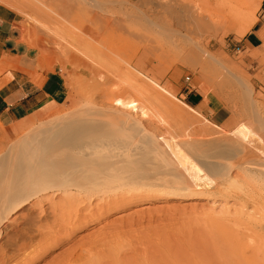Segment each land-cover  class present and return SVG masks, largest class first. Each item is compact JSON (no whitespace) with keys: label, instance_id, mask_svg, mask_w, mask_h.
<instances>
[{"label":"rangeland","instance_id":"rangeland-1","mask_svg":"<svg viewBox=\"0 0 264 264\" xmlns=\"http://www.w3.org/2000/svg\"><path fill=\"white\" fill-rule=\"evenodd\" d=\"M256 1L140 0L126 3L123 0H14L15 5L12 6L2 1L0 5L16 15L25 42L41 53L64 59L76 56L84 62L86 72L91 73L63 69L67 95L58 108L14 138L0 136V183H5L2 197L12 199L15 181L49 166L44 154L57 149L56 160H50L51 164L58 162L59 156H66L70 149H64L68 146L65 144L67 140L79 137L77 130L71 132L72 127L77 128L81 123L84 126L86 123L96 124L98 114L104 112L110 103H117L112 104L115 109L121 107L120 104L126 108L136 106L134 97L137 93L145 98L147 104L144 106L143 102L140 108L136 106L138 110L144 109L142 114L136 109L131 113L135 112L140 118L144 116L141 119L145 125L152 124V135L163 139L168 134L173 139L174 143L167 144L164 150L171 151L173 148V152L185 156L205 154L212 161L228 163L233 159L230 157L236 153V148L251 142L254 143L251 150L255 151V155L248 161L262 160L264 53L250 49L240 51L231 42H236L249 29L250 26H247L253 13L256 17L259 8L254 12ZM33 12H37L36 16ZM186 76L190 79L186 80ZM145 82L154 83L152 85L164 94L167 92L169 97L166 96L172 102L158 103H163L168 109L153 99L154 96L145 89ZM183 90L200 94L203 99L201 104L187 102L181 93ZM154 100L158 106H155ZM211 102L217 107L227 108L229 117L222 124L211 122V111L208 109ZM179 108L186 113H178ZM207 109L208 113L204 111ZM154 110L156 116L152 115ZM149 111L152 112L150 116ZM57 115L59 119L60 115H64L82 120L72 123L73 126L69 123L68 133L58 127L48 134L45 131L52 122H57ZM34 129H42L36 139L44 136L38 143L40 146L33 145L29 154L32 150L37 153L42 150V156L30 155V159L27 158L29 143L19 152L18 149L15 153L11 151L19 136ZM118 132L110 130L108 134ZM57 140L62 143L58 145ZM89 140L85 138L81 146L78 140L75 141L70 151H78L79 147L88 149L94 139L91 143ZM176 144L179 148L175 147ZM21 157L24 159L21 160ZM20 160L25 163L18 162ZM14 163H21V170L13 171ZM26 163H30L31 167ZM249 166L247 169L252 167L250 170H238L241 174L237 176V184L242 186L238 202H246L245 205L250 207L258 205L255 211L252 210L256 214L251 219L230 209L233 204L231 198L167 199L160 194L137 191L122 199L120 190H109L102 198L99 195L94 202L86 204L85 210L81 208L78 213L70 211L68 215L65 212L63 218L49 216L37 224L40 226L27 229V215L37 216L40 211L39 207L36 210L30 208L31 201L18 212L22 217L20 221L4 223L7 231L1 233L0 250L4 248L6 255L16 254L14 260L5 264H264V166ZM24 168L30 171L28 175H25ZM74 193L69 194L67 200L60 199L59 195L54 199L71 205V199L77 195ZM112 198L118 201L107 203L106 200ZM94 204L105 212L102 208L91 211L90 207ZM41 205L47 213L52 209L47 201ZM75 215L81 217L75 220ZM22 233L24 237H18ZM10 236L18 237L17 243L25 239L26 248L16 250L12 240L9 241ZM45 241L48 244L43 243ZM42 244L44 246H40ZM66 252L71 256L61 257Z\"/></svg>","mask_w":264,"mask_h":264},{"label":"bare ground","instance_id":"bare-ground-1","mask_svg":"<svg viewBox=\"0 0 264 264\" xmlns=\"http://www.w3.org/2000/svg\"><path fill=\"white\" fill-rule=\"evenodd\" d=\"M2 1L7 3L8 5L11 4V6L15 5V4H13L14 0L13 1L12 0H1L0 3ZM257 1H260V0H257ZM257 3L258 2H256L254 9L256 8ZM32 14L34 16H36L37 12H33ZM232 14H234V13L232 12ZM237 15L238 14L236 13V16ZM242 17L244 18V16H242ZM246 23H247V21H246ZM152 84H154V83L150 84L147 82L144 86H146L145 89L150 92V95L152 94L154 96L153 99L157 100V103H158V101L164 102L167 100L172 102L168 98L169 95L167 94V92H166V94L168 95V97L166 96V94L159 91V89H157V87H155ZM127 93L129 94V92H127ZM145 93H146V91H145ZM134 94H135V92H134ZM135 95H136V97H134V98H135V102L137 104L134 101H133V103H135L136 106H138V108H140V106H143L142 105L143 102H144V106H145V104H147V103H145V98H143V96L141 94L138 95V93H137ZM144 96H145V94H144ZM155 100H154V104L156 106L157 104H156ZM130 101H127V102H129V104H130ZM149 102H150V100H149ZM112 104H117V103L116 102L110 103V106L104 108V112L100 111V114H98V119L95 118L97 120L96 124H92L90 122L91 125L90 124L88 125L85 122L86 126L81 125V124H83V123H81L80 125H77L78 126L77 128L75 127L76 129L72 127L73 130L71 129V132L77 130V133L79 134V137L77 140H78V142H79L78 144H80V146L84 145L85 138H87L88 140L91 139V141L90 140L88 141L90 143L92 142V139H94L91 144L89 143L90 146L88 149L86 148V150H85V149H82L79 147L80 149L78 148V151H75V150L70 151L71 148H74L73 146L75 145V141H77L76 139H73L71 141L67 140L68 142H66V143L64 142L65 144H68V146L66 145L64 149L70 148L69 153H67L66 156L62 155L64 157L60 158L61 157V156H59L60 152H58V154H57L59 156L58 162H56V163L53 162L51 164V161L56 160L55 159V153H56L57 149L54 151H50L47 154H44L43 156L47 158L48 162L44 161V160L43 161L49 163V166H45L44 170H42V171L40 169H37V170H39L38 173L34 172L35 174H33V172H32L31 175L27 176L26 178L22 177L21 179L15 181L14 185L12 186V187H14V189L12 190L13 193L11 192L12 193V195H11L12 199H9L8 196H7L8 199L7 198L5 199L2 197V196H4V194L1 195V193H3V190L5 188V183H4V181L2 183H0V237H1L2 232L5 233L7 231L6 230L7 227H5L4 223H6L8 221L10 223L17 221L21 217L20 213H18V212L21 210V208L23 206L29 204L31 201L32 202H31L30 208H35V210H36V207H39L40 211H39V215L30 216L31 218L27 215V222L25 221L26 222L25 226H27L26 227L27 229H31L33 226H36L38 223H40V221L42 223V219L44 220L45 218H47L49 216L56 219L57 216L60 218H63V216L65 215V212L67 215L70 213V211L78 213L79 211H81V208H84V206L87 207L86 204H91L92 202H94L95 197H98L100 195V197L102 198L104 196L105 192L109 191V190L110 191L113 190V192L120 190L122 192V195L120 198H122V199H125V198H123L124 196H128V194H132L133 192L136 193L137 191H144L145 194H157V195L160 194L167 199H188V198L199 199V198H205V199H209V200L210 199L215 200L216 198H225V199L231 198L232 199L231 203H233V204L231 205L230 209H232L235 213H238V214L246 217V219L247 218L251 219L256 214L253 211H255L258 208V205H255L253 203L255 206L253 205L252 207H250V206L245 205L246 202H244L245 204H243V203L240 204L238 202V199L240 200L238 193L240 192V189H241L240 186L241 185L239 186L237 184V181H238L237 176L240 173V172L238 173V170L247 169L250 167L249 165H253L256 168L258 166H264V161H262L264 159L263 157L261 158L262 160H260L258 162L248 161L254 157L253 155H255V151L251 150V146L254 143L252 144L251 142H247V143L245 142L246 144L244 143L240 148H236V150H235L236 153L233 154L234 156L232 155L230 157V158L233 157V159L228 163L212 161L211 159H208V156H206L205 154H200V155H195V154L190 155L189 154V156L188 155L185 156V155L181 154L180 152H178L179 154L176 152H173L174 151L173 148H171L172 149L171 151L170 150L166 151V150H164L165 149L164 147H166L167 144L174 143L173 139H171L170 136L168 137V134L167 135L164 134L165 137L163 139L157 138L156 137L157 135L156 136L152 135L150 133V130H153V128H154L152 126V124L149 123V124L145 125L142 122V119L144 118V116H143V118L141 117L142 118L141 119L140 117H138V115H136L135 112L131 113V111L133 109H136L137 111L136 110H134V111H136L138 113L141 112L140 114H142V112L144 110L143 108H142L143 110L141 111V109L138 110L137 107L134 105H132V107L130 106L129 108H126L124 106L122 107V105L120 104L121 107L118 106L119 108L115 109V108H112ZM158 104H160V103H158ZM160 105L163 106V103H161ZM147 107H145V108H147ZM151 107L153 110V106H151ZM163 107H166V109H168V107L165 105ZM120 108H122V109H120ZM146 110H148V109H146ZM156 110H158V112H157V116H158V113H159L158 107L156 108ZM180 111H182V110L179 108V110H177V112L179 113ZM153 112H155V113L152 114V112L149 111L148 115L152 114L153 116H156L155 115L156 111L154 110ZM182 112H185V111H182ZM61 116L62 115H60V119H59L58 115H57L58 118H56L54 116L56 119H58L57 122L56 121H55V123L52 122L51 123L52 125H50L49 127L47 126L48 129H46L47 131H45V132H47L49 134L50 132H52L51 129L54 130L58 127H59V129H61L63 131H67V130L69 131V129H70L68 127V125H70L69 123H71V124L72 123L73 124L74 123H80V120H82V119H80V120L70 119L68 117H65L64 115H63V117H61ZM69 120H71V121H69ZM77 121H79V122H77ZM165 122H167V121H165ZM93 123H95V122H93ZM160 123H162V122L160 121ZM73 124H72V126H73ZM156 124L157 123H154L153 125L156 126ZM60 126H61V128H60ZM74 126H76V125H74ZM42 129L41 130L40 129H34V131H32L30 133H27L23 136H19L18 141H15L13 143L11 151H13L15 153V150L18 149L17 152H19V150H23L24 146L27 143H29V145H31V146L28 145V148L30 147L29 151L27 150V148H25V150H27L26 151L27 155L25 154L27 156V158L30 159V155H32V156L37 155V157H38V155L42 156L43 151L42 150L39 151L40 148L38 149L39 153H37L36 150L35 151L32 150L31 154H29L30 149H32L33 145H35V144L38 145L40 140L42 141V138L44 135L42 137H39V138H41L40 140L36 139L38 136H40L39 133L42 131ZM110 130L119 131V132L117 134H111V133L108 134V132ZM68 131H67V133H68ZM53 133H55V132H53ZM159 136H161V135H159ZM56 138H54V139H56ZM54 139H51L50 141L55 143ZM60 140H61V138H60ZM57 142H58V145L60 143H62L58 140H57ZM64 143H63V145H64ZM63 145H62V147H63ZM38 146H40V145H38ZM175 147H177V144ZM177 148H179V147H177ZM252 148H254V147H252ZM64 149H61V150H64ZM45 152H47V151H45ZM22 153H23V151H22ZM22 153H20V155ZM180 155H182V156H180ZM26 156H24V157H26ZM22 158L23 157H21V160H22ZM18 159H19V157H18ZM21 160L18 162H21ZM25 160H26V158H25ZM29 162H30V160H29ZM44 162H42L41 164L43 165ZM21 163L20 164L14 163V165L12 166L13 171H15L17 169L21 170V167H23V165H21ZM23 163H25V162H23ZM47 163H46V165H48ZM26 164L30 165V163L29 164L26 163ZM24 166H25V164H24ZM30 167H31V165H30ZM32 168H34V167L32 166ZM250 169H247V170H250ZM24 172H25V175H28L27 172H30V171L25 169ZM251 172H254V171H251ZM249 174L250 173L248 172V175ZM73 192H75L77 195H74L75 196V197H73L74 200L70 198L71 202H72V203L70 202L71 205L66 204L65 202H62V201L60 202V200L56 201L54 199L57 195H59L58 197L60 199L65 200V198L67 196H69V194H73ZM113 194H115V193H113ZM132 195H134V194H132ZM153 197H154V195H153ZM114 198L106 200L107 203L117 202L118 200L116 201V199H114ZM249 198H250V196H249ZM35 199H37V201L33 202V200H35ZM122 199H120V201ZM66 200H67V198H66ZM44 201H47L51 205L52 209L50 208L51 211H49V213H47L46 210L41 205V203ZM241 201H243V200H241ZM100 202H101V200H100ZM101 203H103V202H101ZM227 206H225V207H227ZM228 207H230V206H228ZM101 208L102 207H98V204L97 205L94 204L90 207V210L91 211L92 210L98 211ZM84 210H85V208H84ZM102 210H103V208H102ZM227 211L229 212V209H227ZM230 212H231V210H230ZM83 215H84V213H83ZM22 216L24 217V214ZM71 216H72V214H71ZM85 216H87V215H85ZM78 217H79V215L74 217L75 220H77ZM69 218H71V217L69 216ZM18 221H20V219ZM72 221H73V219H72ZM66 222H67V220H65L64 223H66ZM75 222H77V221H75ZM75 222H74V224H75ZM15 223H17V222H15ZM64 223H63V225H64ZM47 224H49V221ZM67 224L68 223H66V225ZM37 226H40V225H37ZM12 227H14V226L12 225ZM64 227L66 228V226H64ZM64 227H63V229H64ZM53 228H54V225H53ZM46 230L47 229H45V231ZM23 231H24V229H23ZM28 231H27V234H28ZM25 233H26V230H25ZM35 234H33V235H35ZM54 234H55V232H54ZM19 236L24 237V233L18 235V237ZM31 236L32 235H30V237ZM54 236H57V235H53V237ZM13 237H12L13 238L12 239L10 236L11 239H9V238L8 239H9V241L12 240V245L15 247L16 250L19 251L21 249L26 248L25 247L26 243H24L25 239H23V241L21 240L22 241L21 243H17L18 237H16V238H15V236H13ZM33 237H35V236H33ZM48 237H49V235H48ZM44 238H46V236ZM49 238H51V237H49ZM43 240H45V239H43ZM46 241H47V239H46ZM46 241L43 243L48 244V243H46ZM30 242H32V241H30ZM32 243H31V245H32ZM7 245L10 246L9 244H7ZM40 246H44V244H42ZM32 248H34V246ZM4 252H5L4 248L2 250H0V262L1 263L5 264L6 262L8 263V261L11 262L12 260H14L16 254H13L10 252L11 254L6 255V253H4ZM63 256H69L70 257L71 255H67V252H66V255H62L61 257H63ZM60 260H62V259H60ZM63 260L65 261V259H63ZM89 260H91V258ZM63 263H65V262H63Z\"/></svg>","mask_w":264,"mask_h":264},{"label":"crops","instance_id":"crops-1","mask_svg":"<svg viewBox=\"0 0 264 264\" xmlns=\"http://www.w3.org/2000/svg\"><path fill=\"white\" fill-rule=\"evenodd\" d=\"M135 3L140 0H123ZM258 8L251 18L249 29L236 42L240 51L250 49L264 53V0L256 1ZM255 2V4H256ZM236 26V25H235ZM238 29V24L236 31ZM22 30L16 15L0 5V136L14 138L45 119L58 108L67 95L66 70L86 72L84 62L70 55L67 59L41 53L22 39ZM98 78V74L95 75ZM183 97L190 104H201L200 94L183 90ZM209 118L222 124L229 113L224 106L210 103ZM208 109L204 110L208 113Z\"/></svg>","mask_w":264,"mask_h":264},{"label":"built area","instance_id":"built-area-1","mask_svg":"<svg viewBox=\"0 0 264 264\" xmlns=\"http://www.w3.org/2000/svg\"><path fill=\"white\" fill-rule=\"evenodd\" d=\"M185 79H186V80H189V79H190V77H189V76H186V77H185Z\"/></svg>","mask_w":264,"mask_h":264}]
</instances>
